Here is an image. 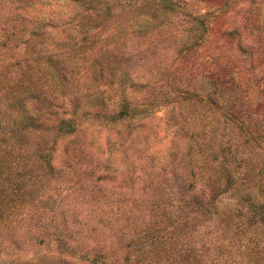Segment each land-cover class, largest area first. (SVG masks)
Instances as JSON below:
<instances>
[{
    "label": "trees",
    "instance_id": "trees-1",
    "mask_svg": "<svg viewBox=\"0 0 264 264\" xmlns=\"http://www.w3.org/2000/svg\"><path fill=\"white\" fill-rule=\"evenodd\" d=\"M30 1L0 0V24L4 32L24 33L18 29L17 14L20 5ZM68 1L103 14L111 13L108 0ZM238 5L242 7L239 13L244 15L240 30L245 42L226 44L239 59L235 85L226 81L227 74L222 76L224 71L221 84L216 79L211 82V93L202 101L212 121L189 126L191 142L176 154L178 163L173 174L177 173L178 182L166 186L172 197L161 198L162 202L149 194L156 187L150 171L152 161L137 167L125 158L129 178L125 186L108 189L117 169L112 172L105 166L103 174L89 186V192L82 194L80 203L44 201L18 209L17 197L20 198L30 182L39 179V175L32 174L33 166H40L43 175L55 172L53 151L57 150L60 139L68 141L63 145L65 160L57 174L74 172L72 162L84 156L83 141L76 137L80 109L71 107L77 99L70 103L67 98V89L75 80L67 66L70 58L64 51L68 46L72 57V53L80 52V45L55 42L57 50H49L45 42H39L35 53L19 58L21 47L32 46L33 42H0V253L8 245L22 252L28 246L42 249L51 241L65 251L51 256L58 264H106L103 254H93L94 248L103 246L130 249L131 256L125 257L124 264L260 263L264 242L257 237L250 258L241 245L246 225L251 228L262 225L264 231V0L238 2ZM158 6L165 10L175 8L171 0H160ZM260 13L261 20L253 22V16ZM230 65L227 63L226 69ZM130 80L123 76L119 86L127 85ZM90 88L91 85L86 89ZM122 103L119 118L137 113L128 101ZM11 112L16 114L14 118ZM45 112L58 121L53 139L49 136L52 131L40 119ZM5 117H9L7 123ZM137 168L144 173L146 182L149 180V186L144 182L139 190L135 188ZM201 176L214 183V193H231L240 211L245 213L244 224L232 230L230 219L223 218V210L216 201L192 198ZM164 190L160 189L159 193L165 195ZM147 199L153 201L147 205ZM173 201L177 203L178 214L168 215ZM145 210L152 215L161 212L163 219H155L150 226L141 223L144 218L132 217ZM166 222L172 228L164 230ZM35 259L31 264H45L42 259Z\"/></svg>",
    "mask_w": 264,
    "mask_h": 264
},
{
    "label": "rangeland",
    "instance_id": "rangeland-1",
    "mask_svg": "<svg viewBox=\"0 0 264 264\" xmlns=\"http://www.w3.org/2000/svg\"><path fill=\"white\" fill-rule=\"evenodd\" d=\"M108 1L110 14L68 0H31L28 4H21L17 14L20 16L18 29L24 33L18 30L11 34L4 32L0 24V42L34 43L22 46L17 55L19 58L31 55L40 47L39 42H45L44 46L49 50H57L55 42L67 45L77 42L80 45V52L77 55L72 53V57L68 46L64 51L70 58L67 66L73 72L72 80H75L67 89V98L70 103L77 99L71 107L80 109L76 137L83 141L85 157L72 162L74 172L68 170L64 175L57 174L58 167L65 160L63 145L68 141L67 138L60 139L57 150L53 151L55 172L43 175L40 166H33L32 174L39 175V179L30 182L20 198L17 197L16 206L20 210L44 201L80 203L82 194L89 192V186L103 174L105 166L112 172L117 169L115 180L107 185L108 189L125 186L129 181L125 158L127 163H134L137 167L142 162L152 161L150 171L156 187L148 193L160 202L170 198L166 186L178 182L177 173L173 174L178 163L176 154L191 142L189 126L212 121L209 111L206 112L208 107L202 101L211 93V82L216 79L221 84L224 71L222 76L227 74L226 81L235 85L233 80L237 79L239 59L226 44L245 42L240 30L244 15L239 13L242 7L238 2L248 3L249 0H171L175 5L173 10L159 8L160 0ZM257 15L253 16V22L261 20V13ZM33 34L38 36L31 37ZM227 63H231L230 69H226ZM125 75L131 80L121 87L119 79ZM89 85L91 88L87 90ZM124 100L137 113L119 118L117 114ZM11 114L13 118L16 116L14 112ZM43 114L40 119L52 131L49 136L53 139L58 121L49 112ZM145 145L147 149L144 150ZM135 171V188L139 190L146 179L138 168ZM213 185L201 176L192 198L216 201L223 210V218L230 219L232 230L236 225L244 224L245 213L240 211L231 193H214ZM164 188L165 195H162L159 190ZM187 196L190 203L191 193ZM147 200V205L153 201ZM170 208L168 215L178 214L175 201ZM161 215V212L152 215L145 210L143 214L131 216H140L144 218L141 223L153 226L154 221L163 219ZM164 225V230L172 228L169 222ZM262 227L246 225L241 249L248 258L254 254L257 239L264 242ZM94 249L93 254H103L106 264H124L125 257L131 256L126 246ZM61 250L51 241L42 249L28 246L22 252L8 245V249L0 253V264H31L35 258L42 259L45 264H58L51 256L65 252ZM262 256L259 264H264V254Z\"/></svg>",
    "mask_w": 264,
    "mask_h": 264
}]
</instances>
